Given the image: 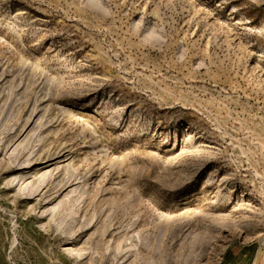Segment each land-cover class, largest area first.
Masks as SVG:
<instances>
[{
  "label": "rangeland",
  "instance_id": "obj_1",
  "mask_svg": "<svg viewBox=\"0 0 264 264\" xmlns=\"http://www.w3.org/2000/svg\"><path fill=\"white\" fill-rule=\"evenodd\" d=\"M0 264H264V0H0Z\"/></svg>",
  "mask_w": 264,
  "mask_h": 264
}]
</instances>
